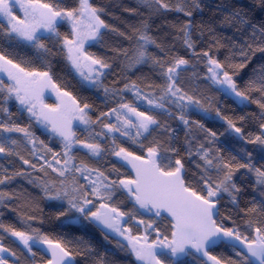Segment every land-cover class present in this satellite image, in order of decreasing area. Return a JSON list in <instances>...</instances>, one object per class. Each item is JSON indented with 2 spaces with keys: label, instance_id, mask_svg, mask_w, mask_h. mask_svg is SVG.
<instances>
[{
  "label": "trees",
  "instance_id": "obj_1",
  "mask_svg": "<svg viewBox=\"0 0 264 264\" xmlns=\"http://www.w3.org/2000/svg\"><path fill=\"white\" fill-rule=\"evenodd\" d=\"M41 3H49L54 8L74 10L79 8V0H40ZM170 5V9H160L150 0H90V4L97 9L101 19L108 25L101 31L102 39L88 45L86 52L94 58L102 59L111 67L105 69L102 77L103 88L87 87L76 77L66 58V50L63 49V37L72 38L71 27L67 23H60L57 27L60 37H52L44 41L48 52L33 48L27 43L13 39L7 35L6 28L0 30V53H3L13 63L19 64L27 71H47L57 87L70 93L74 100L81 106H90L89 117L96 121L103 112L117 107V101L121 98L124 102L132 103L139 111L148 109L146 102L136 101L134 93L121 92L125 84L135 83L141 92L146 94H160L159 86L162 84L161 69L149 61L144 64L129 66L130 58L137 47V39L141 33L149 35L156 41L148 46V52L154 59H158L165 66L175 57H183L189 61L188 70L181 73L183 88L194 100H199L201 108L189 106L183 115L189 121L185 125L180 119L179 109L172 108V115L167 113L160 115V110L150 114L156 115L161 127L157 128L148 139L140 137L145 147L154 144L160 145L161 155H166L175 167L174 161L180 159L190 182L196 190L201 186L196 183L204 167V161L196 154L200 144L211 149L210 156L217 155L233 164V181L240 189L233 193L236 202L228 193H222V202L219 204L220 214L218 224L231 228L239 227L243 235L250 240L255 236V227H264V212L259 209V204L264 201V188L255 183L254 172L246 168L236 170L238 163H251L264 170V145L259 142L252 143L255 137L264 139V103L262 94L246 88L249 80L259 71L264 70V37L259 30L264 28V0H184L178 4L177 0H164ZM177 7H184L191 11L188 16L184 11H177ZM190 25V27H185ZM184 31H188L192 48L185 44ZM257 40L253 42V34ZM49 36V35H45ZM248 45H252L251 49ZM259 45V47H258ZM241 49L248 53L247 57L241 55ZM208 52L213 59L225 66L229 75L236 82L238 89L245 92L250 98L243 102L234 95L220 90L209 79L207 71L208 61L203 56ZM127 53V56L124 55ZM5 84H11L2 79ZM151 85L152 87H148ZM104 88L109 89L105 94ZM7 93H0V107L7 108V112H0V122L14 123L20 127H28L29 131L38 138L37 149H41L39 141H43L52 152H61L62 146L59 138L53 133L46 132L39 124H36L30 115L24 112L18 101L14 98L5 99ZM259 101V103H257ZM229 121L240 128L241 132H235L230 127ZM103 123H116L115 118L105 117L101 123L89 126L90 131L77 130V137L88 142H96L106 151L102 153V159L90 158L85 155L87 151L75 149L77 163L83 161L90 167L99 168L110 175V178L133 179L126 163L119 157L111 154L112 139L116 136V144L126 148L134 155H143L138 143L119 133L98 137L95 141L90 139L91 134L101 131ZM203 126V127H201ZM208 130L215 132L216 136H208ZM134 131V129L132 130ZM21 139L23 133H0ZM31 145L16 149L25 159L31 160L37 165L36 169L24 165L16 155L0 153V177L8 175L12 177L4 184H0V192L5 195L0 200V244L15 252V256L8 254V264H45L48 259L41 252L32 249L28 251L25 246L11 235L9 229L23 231L41 238L47 237L53 243H60L76 261V264H137L131 248L119 237L112 236L97 226L95 221L85 219L74 209L68 208L67 200L51 199L61 187V177L45 166V171H40L43 161L31 155ZM175 149V151H173ZM191 149V151H190ZM250 154V156L248 155ZM39 155H46L51 159L52 153L40 150ZM235 157L233 160L232 158ZM99 161V162H97ZM167 163V161H165ZM123 164V166H122ZM113 165L117 171H113ZM24 172L25 175H16ZM45 172L47 173L45 175ZM77 177L79 174H76ZM214 175V173H213ZM35 181L34 183H30ZM69 175L66 183H71ZM47 183L50 191L46 195L41 187ZM83 183V181H80ZM11 196L9 199L8 197ZM111 206L120 211L130 213L124 216V227L130 230L132 236H143L145 225H138V221L152 222L153 227L158 228L160 238L168 237L170 241L171 227L169 220L163 217L157 218L149 213L135 212L133 202L122 191H116L110 202ZM256 211H252L253 206ZM61 213H64L63 215ZM77 220V223L75 222ZM253 228H248V223ZM156 233L148 231V241H156ZM167 243V242H165ZM32 253H35L33 256ZM223 261H233L241 264L235 252L228 246L221 245L211 251ZM185 255V254H184ZM165 264H205L196 255L187 254L183 259L176 257L166 258Z\"/></svg>",
  "mask_w": 264,
  "mask_h": 264
},
{
  "label": "snow or ice",
  "instance_id": "obj_2",
  "mask_svg": "<svg viewBox=\"0 0 264 264\" xmlns=\"http://www.w3.org/2000/svg\"><path fill=\"white\" fill-rule=\"evenodd\" d=\"M150 2L157 5V11L170 9V5L164 0H150ZM177 3L182 4L184 0H177ZM16 5L23 9L22 18L14 14L13 8ZM176 10L184 11L188 16L192 15V12L186 11L184 7H177ZM100 11V9L93 7L89 0H79V8L74 10L54 8L49 3H41L40 0H28L27 3H21L20 0H0V18H3L0 19V30H4L6 24L7 35L13 39L27 42L33 48L48 52L49 49L44 41L52 37L59 38L61 34L57 25L63 21H70L72 38L63 37V49L66 50V58L84 80L89 81L94 87L103 88L104 70L111 66L104 60L94 58L85 51V45L89 44L90 41L99 42V39H102L101 29L108 28L105 21L101 19ZM185 27H190V25ZM44 33L50 35L45 36ZM259 33L261 37H264V28L260 29ZM184 36L186 46L192 48L188 31H184ZM256 40L257 36L254 32L253 42ZM136 43L137 47L130 58L129 66L144 64L149 61L158 66L161 69L162 78V84L159 86L160 94H146L141 92L135 83L125 84L121 92L134 93L135 100L146 102L149 106L148 109L139 111L138 107L132 103L124 102L121 98L117 101V107L101 113L96 121L89 117L90 106L84 104L81 107L74 99H72L73 107L63 110L44 105L41 100L44 88L51 86L59 91L57 85L52 83L49 73L47 71H27L0 53V62H2L0 63V71L7 72L8 79L11 80V84H5L0 79V93H7L5 99L14 98L17 100L36 124L43 125L59 137L62 146L61 152H52V149L48 148L43 141H39L41 149H37L38 138L29 131L28 127L0 122V133H23L21 139L10 135H0V153L16 155L24 165L36 169L35 163L25 159L16 151L18 148L31 145V155L43 161L39 170L44 172L46 166L62 178L60 180L61 187L56 191V195L50 198L67 200L70 210L74 209L82 214L85 219H91L104 228L125 236L129 240L131 251L134 252L136 258L147 261V264H165L166 258L176 257L178 254H190L189 249H195L202 257L208 256V259L214 261V264H226L217 256L210 255L208 251L209 248L218 244L230 247L240 258L241 264H264V227H255V236L250 240L241 233L239 227L228 228L217 223L219 217L217 204L221 194L228 193L232 197V202L235 203L236 197L233 193L240 191L233 181L234 166L231 161H226L217 155L210 156L211 149L200 144L196 149V154L204 161V167L196 181L201 188L196 190L188 182L184 165L180 159L174 161L175 167H170L172 161L166 155H161L158 143L145 147L143 141L138 139L140 137L145 140L148 139L157 128L161 127L160 121L156 119V115L150 114V110L152 112L160 110L158 114L167 113L171 116L172 108L179 109L181 113L179 119L188 125L189 121L183 115L185 109L189 106L201 108L202 105L199 100H194L182 86L181 73L187 71L188 68L181 66L189 64L187 59L175 57L172 62L165 66L148 52V46L156 43L149 35L141 33ZM260 43H264V40H261ZM89 46L91 45L89 44ZM251 47L252 45H248L249 49ZM259 50L264 51V47H259ZM124 55L127 56V53ZM241 55L247 57L248 53L241 49ZM203 56L208 61L207 71L211 74L209 79L219 85L221 91L236 96L241 102L250 98L245 92L238 89L236 82L223 64L213 59L208 52H204ZM148 87L152 86L148 85ZM246 88L259 92L264 97V70L254 75ZM104 92L107 94L109 89L104 88ZM63 95L70 97L68 92H64ZM260 106L264 108V103ZM7 111V108L0 107V112ZM105 117L109 119L114 117L116 123H103L102 128L107 129V133L101 131L91 134L90 139L92 141L98 137L119 133L121 136L130 138L134 143H138L141 150L147 154L146 157L134 155L126 148L116 144L115 135L111 136L113 145L111 154L119 157L122 162L131 165L135 170L133 179H120L118 176L116 179H112L110 175H106L99 168L90 167L83 161L77 163L75 149H87L86 156L101 159L102 153L106 150L99 143L79 139L73 131L72 122L78 121V127L80 125L90 126L94 123H101ZM229 125L235 128L231 121H229ZM261 127L264 128V125ZM133 129L134 131H131ZM81 130L90 131V128L85 127ZM235 132L240 133L241 129L235 128ZM208 136L214 138L216 133L208 130ZM250 142H259L264 145V139L260 136L255 137ZM40 150L52 153L51 159H48L46 155L37 156ZM248 155L250 156V154ZM232 159L234 160L235 157ZM235 168L236 170L246 168L248 171L254 172L255 183L264 188V170L251 163H238ZM113 171L118 172L115 165H113ZM76 174L79 176L77 177ZM16 175H25V173L20 172ZM69 175L72 177L70 184L66 183ZM11 178L8 175L0 177V184H4ZM34 182L30 180V183ZM41 187L47 195L50 186L45 183ZM118 190L122 191L133 202L135 212L141 214L146 212L157 218H170L172 239L169 241L168 237L164 236L161 240L159 229L153 227L152 222L145 223L144 220L138 221L137 225H145L143 236H132L129 229L122 228V218L126 215L131 218V214L111 206L110 202L113 195ZM4 195L3 192H0V200L3 199ZM8 198L10 199L11 196ZM259 209L264 212V201L260 202ZM251 210L256 211L255 204ZM2 227L3 225L0 224V228ZM248 228H253L251 222L248 223ZM149 230L156 233L157 237L156 241L152 243L148 241ZM9 231H11L12 236L19 238L29 252L32 251L33 247L47 243L52 249V260L49 261V264H54V262L55 264H64L65 258L70 255L60 243L53 244L47 237L41 238L39 234L33 236L15 229H9ZM3 253H8L11 256L16 255L15 252L0 244V254ZM32 254L35 255V253ZM0 264H7L3 255H0ZM68 264H72L71 260L68 261ZM227 264H234V262L228 261Z\"/></svg>",
  "mask_w": 264,
  "mask_h": 264
},
{
  "label": "rangeland",
  "instance_id": "obj_3",
  "mask_svg": "<svg viewBox=\"0 0 264 264\" xmlns=\"http://www.w3.org/2000/svg\"><path fill=\"white\" fill-rule=\"evenodd\" d=\"M20 2L21 3H27L28 2V0H20ZM89 3H90V0H89ZM13 11H14V14L15 15H17L18 17H23V9H21L20 7H19V5H16V6H14V8H13ZM0 19H3V18H0ZM62 23H67L70 27H71V22L70 21H63ZM59 25V24H58ZM57 25V26H58ZM103 29H101V31H102ZM44 35H50V34H48V33H44ZM23 43H24V41H22ZM25 43H27V42H25ZM95 42H89V44L91 45V44H94ZM28 44V43H27ZM89 44H86L85 45V51H86V49L88 48V45ZM0 63H2V62H0ZM69 64H70V62H69ZM70 66H71V68L73 69V72H74V74L76 75V77L78 78V79H80L87 87H94V86H92V84L89 82V81H87V80H84L80 75H79V72L70 64ZM13 71H15L14 69H13ZM104 72H105V70H104ZM209 73V72H208ZM50 75V74H49ZM211 74L209 73V76H210ZM0 79H6L8 82H10L11 83V80L10 79H8V76H7V72H4V71H0ZM211 80V79H210ZM212 81V80H211ZM52 83L53 84H55L54 83V81L52 80ZM212 83H213V81H212ZM213 84H215V83H213ZM217 87L219 86V85H217V84H215ZM59 89V88H58ZM63 93H64V91H62V90H60L59 89V91H57V89L56 88H52L51 86H48V87H46V88H44L43 89V92H42V94H41V100H42V103L44 104V105H48L49 107H53V108H60L61 110H63V109H65V108H70V107H73V104H72V99H73V97L70 95V97L69 96H64L63 95ZM76 101V100H75ZM77 102V101H76ZM19 103V102H18ZM20 105V104H19ZM81 106V105H80ZM20 107H21V109H22V106L20 105ZM82 107V106H81ZM23 110V109H22ZM139 110V109H138ZM24 112H26V113H28L27 111H25V110H23ZM29 114V113H28ZM88 114H89V112H88ZM30 115V114H29ZM79 124V122L78 121H73L72 122V127H73V131H75V133H76V135H77V130H81L82 128H85V127H89V126H84V125H80L79 127L77 126ZM46 132H50V133H52L51 131H50V129H46L43 125H40ZM132 131V130H131ZM55 135V134H54ZM59 138V137H58ZM82 150V149H81ZM83 150H85V151H88L87 149H83ZM222 202V198L220 197V199H219V204ZM123 220V219H122ZM122 228H125L124 227V225H123V227ZM110 233L112 234V236H114V237H116V238H120L121 240H123L126 244H127V246L128 247H130L131 248V244H130V242H129V240L128 239H126L125 238V236H121V235H119V233H116V232H113V231H110ZM127 235V234H126ZM16 239H17V241H19V243L22 245L23 243L19 240V238H17L16 237ZM30 243H31V241H30ZM26 248V247H25ZM134 253V252H133ZM0 255H3L4 256V258H5V260H6V256H8V253H3V254H0ZM8 264V263H7Z\"/></svg>",
  "mask_w": 264,
  "mask_h": 264
},
{
  "label": "water",
  "instance_id": "obj_4",
  "mask_svg": "<svg viewBox=\"0 0 264 264\" xmlns=\"http://www.w3.org/2000/svg\"><path fill=\"white\" fill-rule=\"evenodd\" d=\"M263 135H264V129H263ZM126 163L127 167L129 168L130 172L133 173V176L135 177V170L131 167L130 164H128L127 162H124ZM185 171V170H184ZM217 208L219 209L220 208V205L219 203L217 204ZM219 214H220V211H219ZM168 220H170V218H168ZM75 222L77 223V220H75ZM97 224L98 227H100L101 229L105 230V231H111V229H107V228H104L102 225H100L99 223L95 222ZM124 225V221L122 220L121 222V227H123ZM56 242H54L53 244H55ZM221 245H224V244H218L217 246L215 247H212V248H209L208 251L210 253V251L214 250V248H218L219 246ZM225 246V245H224ZM32 249H35L36 251H39L41 252L43 255H45L48 259V262L45 263V264H49V261L52 260V255H51V251L52 249L50 248V246L47 244V243H42L38 246H35L33 247ZM67 251V250H66ZM189 252H191L192 254L196 255L203 263L204 262H207V264H214V261H211L208 259V256H201L200 253H197L195 251V249H189L188 250ZM211 255V254H210ZM185 255L184 254H178L177 257L179 259H183ZM134 257H135V260H136V263L137 264H147V261H141V260H138L134 254ZM71 260L72 264H76V261L74 260V258L71 256V254L69 255V257H66L65 258V261H64V264H68V261ZM55 264V262H54Z\"/></svg>",
  "mask_w": 264,
  "mask_h": 264
},
{
  "label": "flooded vegetation",
  "instance_id": "obj_5",
  "mask_svg": "<svg viewBox=\"0 0 264 264\" xmlns=\"http://www.w3.org/2000/svg\"><path fill=\"white\" fill-rule=\"evenodd\" d=\"M219 247H220V246H219ZM219 247H218V248H219ZM214 249H215V248H214ZM212 251H213V250H212ZM210 254H211V251H210ZM211 255H212V254H211Z\"/></svg>",
  "mask_w": 264,
  "mask_h": 264
}]
</instances>
